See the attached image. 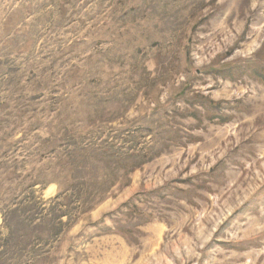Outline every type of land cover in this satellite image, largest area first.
<instances>
[{"label":"rangeland","instance_id":"1","mask_svg":"<svg viewBox=\"0 0 264 264\" xmlns=\"http://www.w3.org/2000/svg\"><path fill=\"white\" fill-rule=\"evenodd\" d=\"M263 76L264 0H0V264H264Z\"/></svg>","mask_w":264,"mask_h":264},{"label":"trees","instance_id":"2","mask_svg":"<svg viewBox=\"0 0 264 264\" xmlns=\"http://www.w3.org/2000/svg\"><path fill=\"white\" fill-rule=\"evenodd\" d=\"M256 71H259V70H256ZM262 79H263L262 81L264 82V76L262 77ZM12 212H13V211H12Z\"/></svg>","mask_w":264,"mask_h":264}]
</instances>
